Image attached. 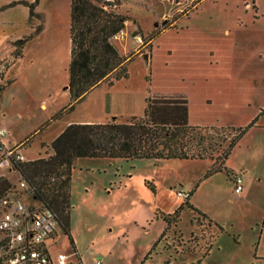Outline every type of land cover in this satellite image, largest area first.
<instances>
[{
    "label": "rangeland",
    "instance_id": "374dc122",
    "mask_svg": "<svg viewBox=\"0 0 264 264\" xmlns=\"http://www.w3.org/2000/svg\"><path fill=\"white\" fill-rule=\"evenodd\" d=\"M117 1L116 11L128 19L112 39L122 57L135 53L140 39L146 44L156 37L151 47L137 48L140 56L127 64V79L91 92L65 121H103L116 113L125 122L127 115L143 114L148 96L181 95L191 126L238 129L254 122L225 163L242 174L243 190L235 193L225 170L205 179L209 160L80 158L70 180L73 244L57 227L46 241L49 253L53 259L64 254L69 264H77L75 253L82 264H194L214 235L205 222L202 233L196 230L197 214L188 207L155 246L164 227L155 212L175 211L191 192L193 207L223 229L202 264H264V0ZM32 2L0 0V60L9 62L0 85L15 81L0 91V125H14L15 137L23 140L39 129L44 114L69 99V0H40L35 16ZM41 26L45 31L36 37ZM61 124L25 145V156L49 154L50 144H41ZM8 177L12 191L32 202L19 193L20 175Z\"/></svg>",
    "mask_w": 264,
    "mask_h": 264
},
{
    "label": "trees",
    "instance_id": "16d2710c",
    "mask_svg": "<svg viewBox=\"0 0 264 264\" xmlns=\"http://www.w3.org/2000/svg\"><path fill=\"white\" fill-rule=\"evenodd\" d=\"M38 3L39 0H33L29 4L31 16H35L34 8ZM118 6L117 0H70V101L51 118L52 121L73 112L75 106L102 83L107 82L108 86H112L115 81L128 78L127 64L135 55L122 57L112 43V39L125 29L128 21L116 11ZM38 32V29L35 30V35ZM155 37L156 34L151 35L143 45L151 47V41ZM29 39L31 36L16 41V45L23 46ZM16 55L19 56L20 53ZM10 83L11 81L6 85ZM6 85H0V91ZM145 101L143 114L131 115L125 122L113 117L105 122L70 123L50 144L52 153H45L44 157L11 167L12 172H17L33 188L40 202L55 212L60 228L69 236L72 244L70 180L78 159L209 160L211 166L205 179L223 170L231 175L232 172L226 169L225 163L245 133L255 125L252 122L238 129L191 126L188 123V102L184 96L154 95L146 97ZM30 139L32 137L26 143ZM145 185L152 192L155 191L154 184L145 182ZM12 188L7 178L0 177V201ZM191 195L189 192L184 204L171 214L156 211V216L163 220L165 227L155 246L161 243L172 225H177L184 207L197 213L189 204ZM1 212L0 205V215ZM197 215L196 222L204 224L207 220L205 215L199 212ZM210 224L209 220L205 223L207 227ZM3 244L0 234V253Z\"/></svg>",
    "mask_w": 264,
    "mask_h": 264
},
{
    "label": "built area",
    "instance_id": "2783aa9c",
    "mask_svg": "<svg viewBox=\"0 0 264 264\" xmlns=\"http://www.w3.org/2000/svg\"><path fill=\"white\" fill-rule=\"evenodd\" d=\"M8 67L9 62L0 60V76ZM4 135L5 132L0 131V167L11 168L14 164L27 162L23 152L26 143L7 147L1 142ZM230 177L235 193H241L242 174L232 173ZM18 190L23 192V197L30 195L32 202H24L12 190L1 199L0 234L4 244L0 264H69L67 256L61 253L53 259L46 246V241L54 237L57 227H60L55 212L44 206L35 196L33 188L22 179ZM187 198L188 194L184 200ZM75 256L77 264H82L76 253Z\"/></svg>",
    "mask_w": 264,
    "mask_h": 264
},
{
    "label": "crops",
    "instance_id": "0c3cea01",
    "mask_svg": "<svg viewBox=\"0 0 264 264\" xmlns=\"http://www.w3.org/2000/svg\"><path fill=\"white\" fill-rule=\"evenodd\" d=\"M39 3H40V0H39ZM39 3H38V5H39ZM37 5V6H38ZM69 14V22H70V0H69V5H68V7H67V15ZM36 15L39 17V15L36 13ZM44 31H45V29H42V26H41V29H40V31L36 34V37H39V36H42V34L44 33ZM140 42H138V45L136 46V49L133 51V52H135V53H133L134 55H137V56H140L139 55V50L138 51H136L137 50V48H140L141 46L143 47H145V46H147V45H143V42L141 41V39L139 40ZM152 45V44H151ZM67 53H68V65H69V61H70V37H69V26H68V39H67ZM122 80V79H121ZM120 81V80H119ZM115 82H117V81H115ZM115 82H114V84L112 85V86H109V87H113L114 85H115ZM14 83H15V81L14 80H11V83L8 85V86H6L7 87V89H11V88H13V86H14ZM66 87H65V89L67 90V92H68V79H67V82H66ZM103 85H107V82L106 83H102L98 88H96V89H94V90H92L91 92H93V91H95V90H97V89H99V88H101ZM108 86V85H107ZM90 92V93H91ZM90 93H88L87 95H86V97L90 94ZM69 95V94H68ZM85 97V98H86ZM84 98V99H85ZM69 101H70V99H68L67 100V102L69 103ZM67 103V104H68ZM67 104H65V105H63V107L62 108H60L58 111H55L53 114H49V115H45L44 114V117H45V119H44V121H43V123H42V125H40V127H39V129H35V131H34V133H32L31 135H29V137H26L24 140L23 139H19V138H17V137H15V135H14V132H15V130H14V125H11V124H5V126L4 125H0V131L3 129V128H5L7 131H6V134L2 137V139H1V142L3 143V145H5V146H7V147H9V146H11V145H14V144H20V143H26V140H28L30 137H32V139L33 138H36L37 136H39V135H41V134H43V133H46L47 131H48V129L49 128H51V127H53V125L55 126V125H59V124H61V126H58L57 128H56V130H55V132L53 133V135H52V137L49 139V141H43L42 142V144H44L45 146H48L49 144H51L61 133H62V131L70 124V123H73V122H78V123H90V122H105V121H107V120H109V119H112L113 117H111V118H106L105 120H103V121H101V120H98V119H81V120H72V119H69V120H66L65 121V119H66V117L69 115V114H71V113H69V114H66V115H64L62 118H60V119H57V120H51V118L57 113V112H59L61 109H63L65 106H67ZM102 109H103V111H107V105L105 104V101L103 102V104H102ZM75 110V109H74ZM74 112V111H73ZM108 112V111H107ZM113 114V113H112ZM6 115V114H5ZM114 117H120L121 115H118V114H116V113H114ZM127 116H131V115H127ZM65 121V122H64ZM45 124H48L44 129H42L43 128V126L45 125ZM41 130V131H40ZM32 139H30L27 143H26V145H29V143L31 142V140ZM44 148V147H43ZM45 151H48L49 153H52V150H51V148H50V145L48 146V149L47 150H45ZM45 156V155H44ZM44 156H40V157H38V158H41V157H44ZM26 158H27V156H26ZM38 158H32V159H28V160H35V159H38ZM3 169H6L7 171H5V172H1L0 173V177H5V178H9L8 177V174L9 173H12V170H11V168H3ZM156 188V187H155ZM189 204L193 207V205L190 203V201H189ZM194 208V207H193ZM195 210H196V212L198 213H200V214H203V215H205V217H206V219L207 220H205V223H207V221L209 220V221H211V224L209 225V227H208V229H210L211 230V232H212V234L214 235V238H213V240H212V242L209 244V246H208V248L206 249V250H204V252L202 251V253H200V255H201V258L196 262V263H194V264H202L203 262H204V260H206L207 258H209V255H210V253H211V251L213 250V247H214V243H215V238L217 237V235L219 234V233H222L223 232V229L218 225V224H216L206 213H204V212H202L200 209H198V208H194ZM184 210V209H183ZM182 210V211H183ZM181 211V212H182ZM159 212V211H158ZM163 214H171V213H173L174 211L172 210V211H170V212H163V211H161ZM192 212H194V211H192ZM197 213H195V214H197ZM181 214V213H180ZM180 216V215H179ZM197 217H198V215H197ZM155 218L156 219H161L160 217H157L156 216V212H155ZM162 220V219H161ZM162 222H163V220H162ZM200 222H202L201 220H200ZM163 226L165 227V223L163 222ZM199 226H201V227H199ZM199 226L197 225V231H199V232H203V230L202 229H200V228H203V227H205V225H202V223H201V225H200V223H199ZM164 227H163V230H164ZM219 228H221L222 230H220ZM163 230H162V232H163ZM162 232H161V234H162ZM161 234H160V236H161ZM195 234H196V232H195ZM159 236V237H160ZM170 261L169 260H167V262L166 263H169ZM143 264V263H142Z\"/></svg>",
    "mask_w": 264,
    "mask_h": 264
},
{
    "label": "water",
    "instance_id": "95a60500",
    "mask_svg": "<svg viewBox=\"0 0 264 264\" xmlns=\"http://www.w3.org/2000/svg\"><path fill=\"white\" fill-rule=\"evenodd\" d=\"M137 34V32H134L133 34H132V36H135ZM145 58H146V55H145Z\"/></svg>",
    "mask_w": 264,
    "mask_h": 264
}]
</instances>
